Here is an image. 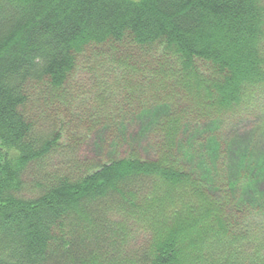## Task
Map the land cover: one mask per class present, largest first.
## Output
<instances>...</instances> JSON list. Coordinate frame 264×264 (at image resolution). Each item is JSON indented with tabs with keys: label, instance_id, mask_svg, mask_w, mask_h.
I'll return each mask as SVG.
<instances>
[{
	"label": "trees",
	"instance_id": "16d2710c",
	"mask_svg": "<svg viewBox=\"0 0 264 264\" xmlns=\"http://www.w3.org/2000/svg\"><path fill=\"white\" fill-rule=\"evenodd\" d=\"M262 96L264 0H0V264H264V158L215 134ZM138 118L150 158L81 157Z\"/></svg>",
	"mask_w": 264,
	"mask_h": 264
},
{
	"label": "rangeland",
	"instance_id": "374dc122",
	"mask_svg": "<svg viewBox=\"0 0 264 264\" xmlns=\"http://www.w3.org/2000/svg\"><path fill=\"white\" fill-rule=\"evenodd\" d=\"M85 80H88V78ZM252 100L251 104L246 107V113L243 116L235 120H230L225 126L221 127L220 132H215V134L218 136L221 134L218 139L221 148L225 142L229 141L231 144L235 142L238 145L239 154L243 153L247 159L250 155H256L257 157L260 155L261 157L258 159H261L264 158V97L262 96L258 100ZM157 111L158 109L152 110L154 114ZM161 113L158 112L156 115L159 117ZM204 128L205 126L191 127L193 131L189 134L191 135L195 132L193 140L196 138L199 139V134ZM148 131L147 123H144L141 118L135 119L128 124L124 144L119 148L117 146H110L109 148L108 145H105V132L101 130L96 131L81 148L80 155L83 159L99 161L105 159L106 156L125 155L135 149L142 158H150L152 151L148 140ZM258 186L260 189L257 187L253 191L260 198L257 203H261L264 201V182H261ZM250 189L252 191V188ZM21 192L20 195L25 198H30L35 195L31 191V188L27 186ZM248 192L249 195L247 198L252 195L250 194L252 192Z\"/></svg>",
	"mask_w": 264,
	"mask_h": 264
}]
</instances>
